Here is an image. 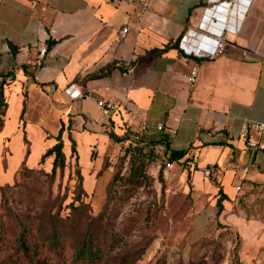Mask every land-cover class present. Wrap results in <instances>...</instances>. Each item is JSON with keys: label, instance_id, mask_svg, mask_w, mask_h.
Returning <instances> with one entry per match:
<instances>
[{"label": "crops", "instance_id": "1", "mask_svg": "<svg viewBox=\"0 0 264 264\" xmlns=\"http://www.w3.org/2000/svg\"><path fill=\"white\" fill-rule=\"evenodd\" d=\"M222 32L226 44L213 59L180 48L193 34L187 45L201 53ZM42 46L48 53L38 65ZM193 67L199 76L191 90ZM0 78V111L1 93L7 104L0 187L14 185L23 168H52L42 156L63 125L71 128L63 136L68 158L70 133L77 150L79 137L89 139V156L100 137L131 138L146 123L143 144L173 159L193 198L190 241L220 224L235 234L241 264H264V151L240 138L246 123L264 122V0H149L147 10L104 0H0ZM71 86L79 99L67 93ZM252 137L264 143V131ZM220 191L227 198L218 214Z\"/></svg>", "mask_w": 264, "mask_h": 264}, {"label": "rangeland", "instance_id": "2", "mask_svg": "<svg viewBox=\"0 0 264 264\" xmlns=\"http://www.w3.org/2000/svg\"><path fill=\"white\" fill-rule=\"evenodd\" d=\"M142 136L100 137L89 156V139L79 137L83 179L71 156L56 175L46 165L22 171L6 194L8 205L0 209V228L14 230L20 219L36 230L55 215L64 228L77 225L78 241L94 233L109 264H241L235 234L223 225L213 223L205 237L190 241L193 198L167 167L168 159L143 144Z\"/></svg>", "mask_w": 264, "mask_h": 264}, {"label": "trees", "instance_id": "3", "mask_svg": "<svg viewBox=\"0 0 264 264\" xmlns=\"http://www.w3.org/2000/svg\"><path fill=\"white\" fill-rule=\"evenodd\" d=\"M179 47V44L168 45L162 50H156L155 52L166 51L172 47ZM7 104L4 101V97L1 93V111H0V126L3 124V116H5V110ZM70 131V126L65 129L62 126L59 134L54 138L56 143L42 156V162L44 163L48 158H52V171L53 175H56L58 171H63L66 167L67 157L64 152V133ZM110 139L117 141H123L124 137H119L114 133L110 134ZM68 140L71 144V158H75L79 165V154L77 150V141L69 134ZM173 159L169 158L168 162H172ZM79 178L83 179L82 169L78 167ZM22 171H28L27 168H23ZM13 187V185H6L0 187L2 194V203L0 209H5V205H8L6 201L7 192ZM227 197L220 191V198L217 203L218 214L223 210V201ZM77 209L78 207H74ZM42 218V217H41ZM40 218V219H41ZM52 220L46 226L41 222V227L33 229L27 224L18 219L15 229L11 230L8 227L0 228V264H109L104 257V250L97 246L99 238L88 231L86 237L81 241L76 239V224L71 223L68 227H62L57 223L62 221L60 216L52 215ZM62 228V229H61ZM74 248L73 255L68 256L70 249Z\"/></svg>", "mask_w": 264, "mask_h": 264}, {"label": "built area", "instance_id": "4", "mask_svg": "<svg viewBox=\"0 0 264 264\" xmlns=\"http://www.w3.org/2000/svg\"><path fill=\"white\" fill-rule=\"evenodd\" d=\"M104 1L110 4L129 2L133 4L134 6H136L137 8H140L142 10H147L149 8V0H104ZM129 28H130V19H127L124 22L123 27L119 32L121 37L125 36L128 33ZM239 30H240V27L235 28L231 32L236 34ZM192 35L193 34L185 35V37H183L180 43V48L183 49V51L188 56H196L198 58H204V59H213L214 57L217 56L219 52H221L224 49L225 44H226V34L222 32L221 35L218 37L217 41H214L210 48H207L203 52L198 53L195 50H191L190 48L191 39L193 38ZM188 43H190V45H187ZM47 53H48V48L46 46H42L39 51L38 65H41V61L47 56ZM198 76H199L198 67H193L188 76V85L191 90L195 88L197 81H198ZM1 85H2V79L0 78V88H1ZM72 88L73 86L69 87L66 90L67 93H69ZM69 94L71 98L74 100L79 99L81 97V93L79 90L72 91ZM99 106L104 108L109 114L115 113L116 107L113 104H106L104 101H100ZM158 129L160 131L163 130V126H159ZM263 131H264V122H249L245 124L244 130L242 134L240 135V138L246 142L248 148L254 151H257V152L264 151V143L259 142L255 138L252 137V133L262 134ZM147 132H148V125L146 123L140 125L139 134H145ZM167 167L171 168L170 162L167 163ZM211 173H212L211 168H207L204 170V174L207 177L210 176ZM240 189L241 187H238V190Z\"/></svg>", "mask_w": 264, "mask_h": 264}]
</instances>
